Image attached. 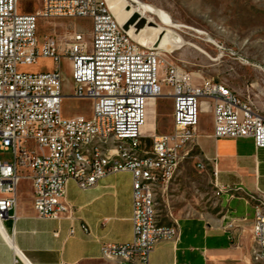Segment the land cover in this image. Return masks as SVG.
Here are the masks:
<instances>
[{"label": "built area", "instance_id": "built-area-1", "mask_svg": "<svg viewBox=\"0 0 264 264\" xmlns=\"http://www.w3.org/2000/svg\"><path fill=\"white\" fill-rule=\"evenodd\" d=\"M40 3L38 9L27 11L20 0H0V150L13 154L12 161L0 159V231L7 216L16 218L24 169L33 179L36 216L55 220L71 211L67 198L71 180L87 190L108 174L129 171L133 176V238L103 245L102 256L118 258L123 264L129 258L149 264L156 244L180 237L177 218L175 231L153 228V221H159L156 189L173 179L189 155L198 135L202 103L212 108L214 138H250L256 148L264 147V115L228 85L189 72L134 40L106 0ZM49 18H89L90 40L84 30L74 29L48 34L41 41L39 22ZM42 58L52 59L53 69H22ZM63 58L71 68L73 92L68 95L63 93ZM163 95L172 99L171 128L157 132L155 120L151 129L143 131L150 104ZM65 96L91 100V114L64 116ZM142 137L152 139L151 148H142ZM118 138L148 153L147 164L129 161ZM95 145H104V152H95ZM108 153L124 155L125 165L102 167ZM197 167L208 169L201 161ZM217 173L214 161L212 174ZM252 237L256 244L252 261H263L264 221L256 207Z\"/></svg>", "mask_w": 264, "mask_h": 264}, {"label": "crops", "instance_id": "crops-1", "mask_svg": "<svg viewBox=\"0 0 264 264\" xmlns=\"http://www.w3.org/2000/svg\"><path fill=\"white\" fill-rule=\"evenodd\" d=\"M212 121L205 118V128L200 123L190 147L197 150L195 166L199 161L207 164L208 169L201 171L211 175L215 197L198 214L178 219L179 239L156 244L149 264L253 263L254 207L256 198L264 199V147L256 148L250 138H214ZM24 173L16 218L7 216L2 222L0 264H123L118 258H104L102 247L133 238L131 172L108 174L87 190L71 180L67 198L72 208L60 220L36 216L33 179L30 171ZM85 225L89 230L83 229Z\"/></svg>", "mask_w": 264, "mask_h": 264}, {"label": "rangeland", "instance_id": "rangeland-1", "mask_svg": "<svg viewBox=\"0 0 264 264\" xmlns=\"http://www.w3.org/2000/svg\"><path fill=\"white\" fill-rule=\"evenodd\" d=\"M122 2L127 3L132 10L129 22L122 24L123 27L129 25V31L133 25H137V28L144 32L148 28H154L156 34L160 28L170 29L168 37L159 35L161 43L155 44L147 39L145 45L159 51L167 60L189 72L228 85L264 115V0ZM20 5L24 10L34 11L41 3L40 0H20ZM126 11L125 9V13ZM171 23L176 27L171 26ZM91 27L89 18L41 19L38 34L42 41L48 34H63L68 30L82 29L86 39L90 40ZM180 40L183 41L182 47H177L176 42ZM60 65L63 72V93L68 95L73 92L70 62L63 58ZM53 67L52 59L42 58L39 63L22 66V69L36 72L51 70ZM91 106L92 101L89 99L65 96L62 112L64 116H89ZM172 110V99L169 95L158 98L155 108L153 109L152 103L149 107L145 129H151L156 120L157 132L169 130L172 126ZM205 118L212 119L210 106L199 114L201 128L206 127L203 123ZM141 140L142 148H151V138L142 137ZM12 158L11 150H0L1 160L12 161ZM197 160L196 147H190L189 155L173 179L167 185L157 187L156 200L160 223L170 225L175 218L196 215L213 201L215 188L211 175L195 166ZM252 264H264V260Z\"/></svg>", "mask_w": 264, "mask_h": 264}, {"label": "bare ground", "instance_id": "bare-ground-1", "mask_svg": "<svg viewBox=\"0 0 264 264\" xmlns=\"http://www.w3.org/2000/svg\"><path fill=\"white\" fill-rule=\"evenodd\" d=\"M106 2L109 5L113 14L116 16L123 30L126 31L134 40H136L140 44L145 45L147 43V39H149L150 41H153L155 44H159L161 43L159 42V35H164V37H168L167 35L170 32V29L167 27L160 28V30H157V34L154 33L155 31L154 28H148L144 32V30L138 29L137 25H133L131 27L132 30L130 29L129 31L128 30L130 28L129 25L123 27L122 24L126 25L129 22V18L132 14V10L130 6L127 3L122 2V0H106ZM125 9L127 10L126 13H125ZM171 26L176 27L172 23H171ZM134 32H135V35H134ZM145 36H147L148 38H146ZM176 43H177L176 45L177 47H182L183 41L180 40L179 42H176ZM191 46L193 47V45ZM152 105L154 109L156 106V103H152ZM207 105L205 103H202L201 105L202 112L206 111ZM146 126H147V123L143 127V131L148 130V129H145ZM148 126H152V124H148ZM118 145H120L121 149H124L126 152H128L129 161H136L137 164H147L148 153H145L143 150H139V145L131 144L130 140H126V138H118ZM95 152H104V145H95ZM124 165H125V158H124V155H122L121 153H108L107 157L102 160V167L124 166ZM256 200H257L256 206H255L256 211L259 214V217H262L264 221V199L256 198ZM153 228L163 229L165 231H175V221L173 222V224H170V225L162 224L159 221H153ZM137 262H140L141 264H143V259H136V258L128 259V264H136Z\"/></svg>", "mask_w": 264, "mask_h": 264}]
</instances>
